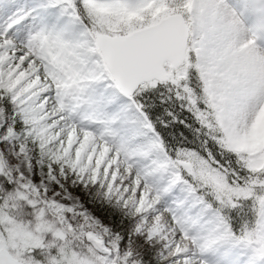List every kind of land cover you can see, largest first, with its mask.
<instances>
[{
    "label": "snow or ice",
    "instance_id": "1",
    "mask_svg": "<svg viewBox=\"0 0 264 264\" xmlns=\"http://www.w3.org/2000/svg\"><path fill=\"white\" fill-rule=\"evenodd\" d=\"M0 264H264V0H0Z\"/></svg>",
    "mask_w": 264,
    "mask_h": 264
}]
</instances>
